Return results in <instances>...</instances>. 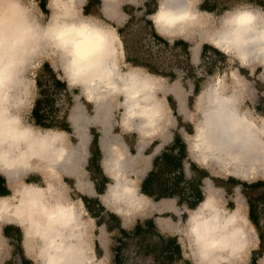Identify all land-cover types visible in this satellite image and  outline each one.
<instances>
[{"label":"clouds","instance_id":"1","mask_svg":"<svg viewBox=\"0 0 264 264\" xmlns=\"http://www.w3.org/2000/svg\"><path fill=\"white\" fill-rule=\"evenodd\" d=\"M215 2L210 11L206 0H100L86 11L90 0H0V178L8 193L0 195V264H22L7 227L19 229L31 264H115L121 229L132 234L148 220L154 240L175 239L174 264H264V202L254 223L245 189L264 182V3ZM130 22L150 25L142 55L167 48L178 61L157 70L136 63L123 32ZM177 41L189 45L187 55ZM46 64L65 87L45 85L56 111L40 124ZM93 127L102 193L88 170ZM177 136L185 199L157 200L143 184ZM230 178L239 182L231 191L216 183ZM197 180L199 200L190 187ZM85 198L99 202V217ZM110 215L120 221L111 231ZM121 255L124 264H154L132 245Z\"/></svg>","mask_w":264,"mask_h":264},{"label":"trees","instance_id":"2","mask_svg":"<svg viewBox=\"0 0 264 264\" xmlns=\"http://www.w3.org/2000/svg\"><path fill=\"white\" fill-rule=\"evenodd\" d=\"M99 2L100 0H90V4L88 5V8L86 9V11H95L96 6L99 4ZM260 2L264 3V0H260ZM42 7H43V4H42ZM202 7L210 11L214 10L216 7V2L215 0H206V3ZM124 10L128 13H131L133 11V9L129 6H126ZM149 28H150V25H144V26L137 28L134 26V22H130L127 28L123 30L124 35L126 37V46L129 52L132 54L131 58L134 59L136 63L146 64L149 67L153 68V70H157L159 67H167L177 62L179 58V54L176 53L174 50H169L167 48L162 49L155 58H153L151 54L147 56L142 55V52L144 51L142 41L146 38V35L149 32ZM156 39L158 40V42H163V41H160L158 37ZM176 46L182 48L183 53L185 55L188 54L187 50H188L189 45L187 43L183 41H177ZM208 51H213V53L216 55L217 58L224 59V57L220 53L215 52V50L209 49L208 46H205V54H207ZM214 64H215V61L213 62V66ZM211 71H212V67L209 68V72ZM168 74L171 75V73H168ZM49 80L53 82L55 92H59L63 90L65 87V85L55 80L54 74L51 72V69L46 64L44 66V75L42 76L41 81H40L41 88L43 89L42 96L44 98L37 101L36 109L34 111V116L37 122L40 124H43L44 121L48 119V116L52 112L56 111V109L53 107V104H54L53 94L54 93L50 91L47 87H45V85H47ZM45 109L47 111H45ZM61 126L64 127L65 129L68 128L67 124H62ZM91 134H92L93 140L90 145V150L93 156L89 162L88 170L93 174L92 178L97 181V184H96L97 191L102 193L104 191V184L106 183V179L103 177L101 169L99 167V163H98L100 156H101L99 146H98L99 134L95 131V129H91ZM173 147L174 145H172L170 149L172 150ZM183 149H185L184 145H183ZM206 175L207 173L204 172V176ZM31 179L35 180L34 178H31ZM150 181H152V177L149 174L143 184V191L146 194L150 196H154L157 200L159 198L168 197L171 195V194L162 195L160 191L157 193H154L151 190H147L144 187V185H146V183ZM216 183L225 184L228 190L231 191V186L239 182L230 178L229 181L227 182L218 180L216 181ZM245 189H246V194L249 198V202L252 206L251 218L253 222L255 223L257 222V219H258L257 218V204L260 202H264V182L256 183L250 186L245 185ZM173 193H176V189L173 191ZM4 194H8V193H7V189L5 187L3 179L0 178V195H4ZM201 198L202 197L200 196L199 199ZM85 203L93 216L99 217L100 213L103 212V208L99 206V202L97 200H94V199L89 200L85 198ZM191 206H195V201L191 202ZM260 212L261 214H264V209H261ZM99 222L104 223L105 218L101 217ZM106 222L108 224L109 231H111L114 228L120 227V221L114 215H110L107 218ZM5 235L17 241L15 254L20 256L22 264H31L30 261L24 259L23 250L19 246L18 242L21 239V233L19 229L15 227H7L5 229ZM121 235H122V238L119 241V247L115 249V252L117 253L115 264H124V258L122 257L121 253L127 250L129 246L131 245L135 246L143 254V256L147 257L151 255L154 259V264H174V261L180 259V250H179L178 245L176 244L175 239L170 238L168 240H165L163 237H159V239L157 240L153 239V237L158 236V233L156 232L155 225L152 220L146 221L143 226L138 223L135 228V231L132 234L124 232L121 229ZM262 239H264V234H262ZM262 247H264V245H262ZM8 264H12V262L9 261Z\"/></svg>","mask_w":264,"mask_h":264},{"label":"crops","instance_id":"3","mask_svg":"<svg viewBox=\"0 0 264 264\" xmlns=\"http://www.w3.org/2000/svg\"><path fill=\"white\" fill-rule=\"evenodd\" d=\"M95 131L97 132L96 129ZM128 143L131 147V151H133L134 145L130 142ZM98 146H99V136H98ZM155 146L156 145L153 144L151 148L147 149L145 154H150ZM177 148L179 149V154L173 155L172 153ZM185 155L186 153H185V149H183V143L181 142L179 136H177L173 149L171 150L170 148H168L162 155L156 157V159L154 160V166L156 169H158V171H153L152 173H150V176L152 177V181L147 182L146 185H144V187L147 190L153 191L154 193L160 191L162 195L171 194L168 197H171L173 195H179L181 197V201H183L185 199L184 196L185 190L184 188L180 187V184L183 181L182 160L184 159ZM192 167L194 171L198 172V175L200 177L204 176L203 171L197 170L195 165H193ZM176 170H181V174L179 176H176L174 180L170 181L168 178L169 175L175 172ZM198 183L199 180L192 182L190 184V187L192 189V195L196 198V200L199 199V197L201 196L197 186ZM175 189H176V193H173ZM191 202L192 201H190V206H191Z\"/></svg>","mask_w":264,"mask_h":264},{"label":"rangeland","instance_id":"4","mask_svg":"<svg viewBox=\"0 0 264 264\" xmlns=\"http://www.w3.org/2000/svg\"><path fill=\"white\" fill-rule=\"evenodd\" d=\"M218 59H220L221 61L223 60L222 58H218ZM258 87H261V88H264V85H258ZM170 99V102H172L171 101V98H169ZM173 103V107H175V104H174V102H172ZM91 129H96V128H90L89 129V133H90V135L92 136V134H91ZM116 131H118V130H116ZM189 131H191V129H189ZM98 133V132H97ZM99 134V133H98ZM99 137H100V134H99ZM128 142H130V143H132L133 145H134V138L132 139V140H128ZM135 147L133 148V151H132V154L133 155H135ZM32 178H34L35 180H38L39 178L38 177H32ZM70 184L71 183H73L72 181L70 182V181H68Z\"/></svg>","mask_w":264,"mask_h":264}]
</instances>
